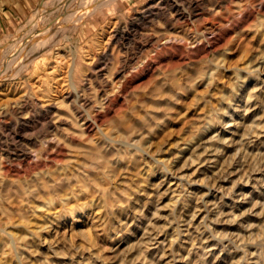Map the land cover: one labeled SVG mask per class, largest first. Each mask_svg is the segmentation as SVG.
<instances>
[{"label": "rangeland", "instance_id": "1", "mask_svg": "<svg viewBox=\"0 0 264 264\" xmlns=\"http://www.w3.org/2000/svg\"><path fill=\"white\" fill-rule=\"evenodd\" d=\"M174 1L183 5L192 0ZM235 1L220 0L233 9L245 4L254 14L242 27H231L225 46L180 67L167 60L161 67L142 66L123 82L129 86L117 94L121 108L109 111L104 126L114 139L144 150L133 153L125 145L103 140L98 149L87 143L92 153L81 154L77 143L64 137L72 135L74 126L67 108L61 115L43 113L47 97L61 95L51 89L58 78L49 70L58 64L65 73L60 79L63 92L72 91L73 82L82 90L91 77L86 50L98 47L101 28L110 20L123 28L162 0H114L66 24L58 44L23 65L14 60L17 49L56 28L78 1L34 0L26 14L1 29L0 72L9 71L0 88L14 86L15 97H25L22 112L8 115V128L21 117L30 123L20 120L16 137L0 128V154L13 157L14 152L35 150L39 158H21L18 167L25 173L20 180L0 173V228L6 230H0V264H264V0ZM137 23L138 32L130 30L106 61L109 68L140 59V33L155 31L158 25ZM193 23L191 34L197 35L201 21ZM180 26L172 32L189 33L187 26ZM42 38L46 42L47 36ZM5 93H0V106L8 103L10 95ZM86 93L96 98L93 87ZM59 124L64 138L46 144L45 134ZM92 134L103 139L96 129ZM60 151L64 155L59 160ZM207 154L214 158L199 164V157ZM83 156L101 168L79 175ZM29 163L34 170L26 169ZM215 179L220 184L208 194ZM44 184L58 185L61 197L69 193V199L63 203L57 197L53 202ZM7 232L13 234L17 250Z\"/></svg>", "mask_w": 264, "mask_h": 264}, {"label": "bare ground", "instance_id": "2", "mask_svg": "<svg viewBox=\"0 0 264 264\" xmlns=\"http://www.w3.org/2000/svg\"><path fill=\"white\" fill-rule=\"evenodd\" d=\"M77 1L78 2L76 4V6L71 11L67 12L64 16H62L60 23L56 28H54L52 31H48L46 33L37 34L32 39H29L28 42H26L22 47L20 46L21 48L19 47V49H17V51L15 53L14 60H19L20 65L25 64L30 57H32L33 55H35L36 53H38L42 49L47 48L49 45H54L53 43H57L58 42L57 40H59V38L61 37L60 36V32H62L61 29L66 24L72 23V22H74L78 19H81V18H83V19L87 18V16L89 14H92L93 12L97 11L98 8H100V7H103V6L105 7V5H107L108 3H112L114 0H77ZM231 1L234 2L235 0H231ZM237 1H240V0H237ZM255 1H257V0H253V2H255ZM159 2H160V0H159ZM224 4L226 5V3H224ZM224 4L221 3L220 0L219 1L218 0H208V1L192 0V1H186L185 4L183 3V5H180L178 3H175L174 0H167L165 2H163V0H162V2H160L158 5L156 4L157 6L152 5L151 7L149 6V8L147 7L148 9H145V12L143 11L144 14H143L142 18L140 17L141 19H139V20L136 19L132 23L130 22L131 24H128V23L125 24L123 28L119 27L117 25V22H115L114 20H110L108 22V24L107 25L105 24L106 26L104 25L99 32L100 39L98 41V45H97L98 47L95 48L93 46H90V49L88 48L86 50L87 55H86V58L85 57L84 58L86 60L87 67L90 66L89 68L91 69V77L88 78V83L85 84V86H84V88H82V90H80L79 87L73 82V84H72L73 90L68 91L67 93L63 92L65 88L60 84V79L66 77L65 73L59 69L58 64H55L51 68V70H49L50 74L54 75L55 78H58V80L55 82L56 85H54V87L51 86V89L54 92L60 93L61 95L60 96L58 95L57 97H53V96L47 97L48 99L43 103L44 115L49 116L51 113H54V115L56 113L61 115L60 112L62 111V108L64 106L67 108V115L66 116H69V118H71V120L73 121L74 126L72 129L74 131L72 129L68 128V129L72 130V135L71 134L66 135L64 133V137L66 136L65 138H68L69 141L72 143L76 142L77 143L76 146H78L80 148L81 154L82 153L87 154L90 152L92 153V151L88 150L90 145H88L89 147H87V143H89V142L94 143L97 146L95 148L98 149L101 146H103V144H104L103 140L105 142H107V141L118 142L122 146L125 145L126 147L131 149L130 152H132V153L135 149L144 151L141 147L137 146L134 142L133 143L132 142H126V141H122L121 139H120L121 141L119 142L118 139H114L113 137L110 136L108 129L104 126V124L108 118L109 111L115 110L116 106H118V108H121L120 104L118 103V95L117 94H118V92H120L123 89H126L129 86L128 83L125 84L123 82L125 80H127V77L129 75L133 74V70H135V69L138 70L142 66L146 67V68L150 66V68H151V65L153 63H156V64L158 63L161 67V66H163V62L167 60L168 65H172L174 67H180L184 64L189 63L191 60H193V58H195L194 56H202V57L206 58L207 56H209V53L211 50H214L217 48L220 49L224 43L227 44L228 43V42H226L227 37H228L227 35L229 34L228 32L230 31L231 27L232 26L233 27H240V26L242 27V24L245 21H247L250 17H252L254 12L252 10H249V7H247V5H245V4H240L236 9H233L234 6L231 7L230 4L227 6H225ZM226 12L230 13V14L227 15ZM218 15H220L219 16L220 18H219V20H216L217 19L216 16H218ZM231 18H233V19H231ZM195 20L201 21L200 25H198L196 27L198 29L197 35L191 34L193 29L195 28L194 23H193ZM231 20H233V21L231 22ZM148 21L153 23V24L157 23L158 26H157V29L155 28V31L151 30V31H145V32L140 33L143 41L141 43H136V48L139 50V53H141L140 59L138 58L137 61H133L132 62L133 64L130 65L131 67L128 65L122 64L121 66L116 67L114 70L112 68H109L106 61H108L113 55H115L114 51L116 49V45H118V46L123 45V42L125 41V39L129 38V36H130V32H129L130 30L132 32H135V33L138 32L139 25L137 22H141V23L146 22L147 23ZM178 24H180L181 26L183 24L184 27L187 26L188 29L190 30L189 33L182 34V33H178L179 31H177V32L173 31L172 32V28H175V26ZM184 27H182V28H184ZM179 29L180 28H178V30ZM45 36H47V40H46V42H43L42 37H45ZM223 46H225V45H223ZM214 52H215V50H214ZM62 54L63 53H58V55H60V56ZM100 59L103 60L104 62L102 64L97 65L96 63ZM202 60H203V58H202ZM33 62H34V60H33ZM189 65L192 66V64H189ZM15 66H19V65H15ZM174 67L173 68L170 67V69L174 70L175 69ZM216 69L219 70V68H216ZM7 71H9V70H6L4 72H0V85L4 83V80L7 77ZM192 77H194V76H191V75L189 76L190 79L194 80ZM96 78L97 79L102 78L103 80L100 83V82L95 80ZM211 79H213V78H211ZM205 80H206V78H205ZM206 83H208V82H206ZM13 87L14 86H5V87L0 88V93L6 92L4 95H10V97L7 96L8 97L7 98L8 99L7 105L0 106V128L2 130H5V131L9 130L11 132V134L14 137H16V133L18 131V126H19L20 120L25 122V123H27L29 121L25 120L26 118L25 119L22 117L17 118V120L13 122V126L8 128V122L11 121L10 119H9L10 121L7 120L8 115L9 114L18 115L19 113H21L23 110V100L25 99V97L24 98L15 97V93H14L15 90ZM92 87L95 90V95H96L95 99L86 93V91L90 90ZM210 87H211V85H210ZM181 91H183V89H181ZM181 91H179V93ZM0 102H1V100H0ZM64 114L65 113H63L62 115L64 116ZM26 115H27V113H26ZM57 117H59V116H57ZM57 121L61 122V124L62 123L64 124L66 120L59 117ZM233 122H234V120H233ZM46 124H48V122H46ZM49 125H48V128H49ZM53 125H54V123H53ZM60 126H61L60 124H59V126L56 125L55 129H52L53 132L48 130L49 132H47V134H45V136L47 138V140L45 142L46 144L50 145L51 143L59 142L61 138H64V137H62L63 131L61 132L59 130ZM34 127H35V125H34ZM36 127H39V126L36 125ZM93 129H96L98 136L99 135L103 136V139L97 138V137L95 138L94 137L95 133L92 134ZM26 132H28V131H26ZM259 132L261 134V131H259ZM0 142H2V141H0ZM2 152L3 151H1V153ZM36 152L37 151H35V150H31L29 153H26L25 155L16 154V152H14L15 154L13 155V157L8 156L9 154L7 156H4L3 155L4 152H3L2 154H0V173L5 174L6 177L10 176L12 178V180L15 178H18L19 180L22 179V174L25 172L21 173L22 171H20L19 167H18L22 163L21 158L23 156H26V157L30 156L31 159L33 157L39 158V155ZM8 153H9V151H8ZM63 153H64L63 151H60L57 154L59 160L64 155ZM132 153L130 155H132ZM97 155H99V154H97ZM213 156L214 155H210V154L200 156L198 159L199 164L202 165L205 162L212 160L214 158ZM90 157H91V155H90ZM90 157H88V159ZM69 158H71V157H69ZM6 161H9L12 164V166L7 165ZM79 161L80 160H78V165H79V169H80L79 175H81V176L83 175V177L84 176L86 177L88 175V172H89L88 169H92V170L96 171V168H101V165L98 164V162L87 160V158H85V157H84V160H81L80 162ZM217 161L216 162L214 161V163L216 164ZM30 162H31V160H30ZM74 162H75V160H74ZM210 163H211V161H210ZM32 166H34V164ZM32 166L29 163L28 166H26L27 167L26 169H28V170L33 169L34 170V168ZM38 166H36V167H38ZM164 168H165V166H164ZM26 169H24L23 171H25ZM169 172H171V171H169ZM54 181H55V179H54ZM17 182H19V181H17ZM86 182L89 183L88 180ZM52 183H54V182H52ZM219 184L220 183L218 182V180L215 179L214 182L212 183V186L210 188H208L207 193L209 194L213 189L217 188ZM44 187L47 190L48 195L52 196L51 200L53 202L57 197L62 196V193H60V189H59L58 185L44 184ZM66 196L67 197H65V198L61 197V201L63 203H66V201L69 199L68 196H70V194L66 193ZM191 196L192 195L190 194V198H191ZM208 204H209V201H208ZM214 210H215V208H214ZM69 211H70L71 216L73 218L74 217L73 208H70ZM5 212H7V210H6V208H3V213L5 214ZM219 212H221V211H219ZM72 227L73 226L71 224L70 228H72ZM0 230L6 232V230L2 229V228H0ZM7 233L10 235V237L12 239V240H10V238H9L12 246L14 247V249L17 250L18 247H17V243H16V240L14 239L13 234L11 232H7ZM180 233H181L180 230L176 231V236H177L176 240H179ZM89 240L91 241V238H89ZM44 241L47 242L48 238L45 237ZM50 245H51L50 248H53L52 243ZM146 253L148 254V251H146Z\"/></svg>", "mask_w": 264, "mask_h": 264}, {"label": "crops", "instance_id": "3", "mask_svg": "<svg viewBox=\"0 0 264 264\" xmlns=\"http://www.w3.org/2000/svg\"><path fill=\"white\" fill-rule=\"evenodd\" d=\"M34 0H0V31L31 9Z\"/></svg>", "mask_w": 264, "mask_h": 264}]
</instances>
